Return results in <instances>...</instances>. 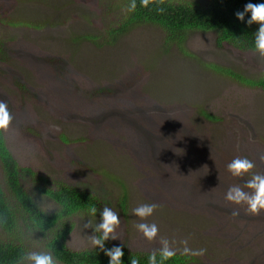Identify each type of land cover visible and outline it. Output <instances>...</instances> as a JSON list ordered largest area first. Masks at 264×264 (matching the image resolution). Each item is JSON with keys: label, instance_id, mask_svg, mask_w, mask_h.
Listing matches in <instances>:
<instances>
[{"label": "rangeland", "instance_id": "obj_1", "mask_svg": "<svg viewBox=\"0 0 264 264\" xmlns=\"http://www.w3.org/2000/svg\"><path fill=\"white\" fill-rule=\"evenodd\" d=\"M126 3L0 0V100L14 118L1 133L17 165L31 172L22 174L20 186L27 193L40 185L81 187L115 211L116 177L130 193L129 215L120 217L119 239L108 240L109 248L151 252L160 237L177 248L186 239L190 248L207 250L187 264H264V212L249 215L223 198L250 178L227 172L234 157H248L253 171L264 173V91L209 66L256 79L264 58L217 45L212 30L165 44L153 24L105 43L104 32L120 22ZM0 187L6 194L1 167ZM37 201L41 208L55 205L42 196ZM142 203L159 205L145 221L159 227L152 242L134 227L141 221L132 209ZM99 218L73 217L67 248H91L92 229L82 225ZM9 238L0 230L1 240ZM16 239L26 252L45 251L37 232Z\"/></svg>", "mask_w": 264, "mask_h": 264}, {"label": "trees", "instance_id": "obj_2", "mask_svg": "<svg viewBox=\"0 0 264 264\" xmlns=\"http://www.w3.org/2000/svg\"><path fill=\"white\" fill-rule=\"evenodd\" d=\"M126 1V6H128L130 0ZM247 3H264V0H207L201 5L164 0L163 4L154 3L147 8L140 5V0H136L137 7L134 12H125L116 26L106 29L104 33H107L109 38L105 43L115 41L118 35L125 33L133 26L153 24L162 30L165 44L181 43L186 33L192 30H212L217 45L227 42L237 49L252 50V42L258 25L254 23L249 26L245 23L250 13L245 14V21H240L235 16L237 11H243ZM158 8H163L164 11L158 12ZM209 66L238 82L258 87L264 91V74L256 79H250L238 71L214 64H209ZM202 114L209 120L215 118L204 111ZM0 167L6 188L5 194L0 187V230L10 237L6 240L2 239L3 241L0 239V264H16L17 259L26 252L20 241L16 239L17 233L20 232L39 233L43 238L45 250H50L60 264H108L109 258L99 249L88 248L75 251L65 245L73 217L79 215L89 217L87 211L93 205L98 209L96 214L98 216L100 210L108 204L84 188L65 183L52 187L40 185L35 187L37 188L35 193H27L20 186V177L23 173L31 174V172L17 165L4 144L1 132ZM105 175L108 177L106 172ZM113 179L119 184V197L116 202L118 206L115 211L123 221H126L129 215L130 193L119 178ZM40 196L51 199L58 210L42 211L37 201ZM61 205H66V207L60 210ZM105 247L109 248L107 241ZM122 248L124 251L123 264H130L133 257L138 258L140 264H147V256L150 252H131L126 249L125 245H122ZM191 261L190 257L177 252L176 257L165 264H187Z\"/></svg>", "mask_w": 264, "mask_h": 264}, {"label": "clouds", "instance_id": "obj_3", "mask_svg": "<svg viewBox=\"0 0 264 264\" xmlns=\"http://www.w3.org/2000/svg\"><path fill=\"white\" fill-rule=\"evenodd\" d=\"M164 0H140V5L147 8L150 4H163ZM136 0H130L127 6L128 12L136 10ZM158 12H163V8H158ZM250 13V17L245 21V14ZM235 16L240 21H245L247 25L257 24L258 28L254 34L252 42V50L254 54L264 58V3H247L243 11H237ZM13 115L11 114L8 104L0 100V132H7L12 125ZM259 160L264 162V154L259 156ZM256 168L255 161L248 157L236 156L226 164L227 172L233 177L250 176L245 180L243 187L240 185L230 186L224 194V200L230 204L243 206L244 211L252 216H258L264 212V173L254 172ZM247 189V190H245ZM66 205H61L60 210H63ZM159 207L156 203H142L132 209V214L140 218L139 223L134 227L142 235V237L149 241L157 240L159 236V227L156 223L145 222L154 211ZM50 209L58 210L55 205H47L42 208V211L47 212ZM98 209L93 205L88 211L89 217H95ZM232 216L240 214L239 208L232 211ZM120 216L113 209L105 206L100 210L99 222L93 225L91 219L83 223V229H92V234L88 237V244L92 249H99L109 258L108 264H123L122 258L124 251L122 246L113 245L111 248L105 247V242L108 240L119 239L117 229L120 227ZM176 241H170L167 238H159V248L152 250L147 256V264H165V262L176 257L177 252L188 257H201L206 254L205 248L193 249L188 246V241L181 240L180 248L174 247ZM16 264H60V261L53 255L50 250L45 251H28L23 253ZM130 264H140L138 258L133 257Z\"/></svg>", "mask_w": 264, "mask_h": 264}]
</instances>
